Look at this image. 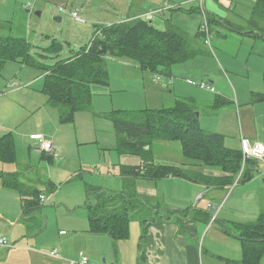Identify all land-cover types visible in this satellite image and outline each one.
<instances>
[{
  "label": "crops",
  "instance_id": "0c3cea01",
  "mask_svg": "<svg viewBox=\"0 0 264 264\" xmlns=\"http://www.w3.org/2000/svg\"><path fill=\"white\" fill-rule=\"evenodd\" d=\"M13 1L0 0V27L7 26L11 22L3 18H5V15L10 16L12 14L13 16L10 8ZM16 1L19 2V0ZM231 2L232 6L227 11L221 10V8L225 9L222 5H220L221 8L217 5L213 7L215 10L213 12H217L215 15L219 16V19L227 27L229 25L226 22L228 24L231 23L223 20L227 19L224 18V15H227L228 12H236V9H248L251 17L255 6V3H251L248 6L243 5L245 0H231ZM19 3L21 7L22 4L21 2ZM135 3L142 5L143 2ZM204 6V11L206 12V4ZM26 7L29 8L28 5ZM151 8L148 10L140 8L138 10L133 5L128 18H141L147 12H157L159 10L161 13H155V15H163L166 11L165 9L157 10ZM240 10L239 12L242 13ZM220 13H223L222 16L219 15ZM155 15L151 21L154 20ZM232 15L244 23L250 19L248 16L246 17L249 19L244 18L238 11L237 14ZM96 24L99 23H95L94 26ZM110 24L112 23L108 25ZM230 28L236 30L234 27ZM200 33L202 34L201 30ZM237 34L244 36L245 33L239 32ZM211 36L212 34L209 37L210 45L204 43V37L200 42L212 49ZM197 39L198 37H195L190 43L197 49L196 55L186 60L183 65L176 64V66L174 64L171 67L170 76L160 77L147 71H141L133 63H129L126 60H110L113 63H111L110 68L108 64L109 85L103 89H97L95 92L92 86L94 94L92 112H90L91 110L79 112L72 124L64 125L59 122L58 110L48 106L46 95L40 91L43 85L36 86L38 82L44 81L43 75L39 74L36 76L31 71L24 72L26 66L18 63L16 65L19 66H10L11 82H9L11 77H2V84L10 91L2 92L0 95L1 97L6 93V96L4 95V97L0 98V117L5 120L4 123L0 124V138L11 135L16 159L12 163L0 162V172L16 174L20 182L25 186L24 188H26L23 191L26 196L22 197V193L20 194L19 191L6 188L0 179V237L8 238L12 243L11 247L0 246V264H68V260L77 259L80 252L89 254V258L96 264H240L243 255L241 242L233 235H228L226 230L235 222L247 224L254 222L255 219L257 220L261 213L260 202L256 194L251 192L252 189L248 188V186H242L241 183L226 185L222 188L217 186L215 182L207 184L209 180H220L230 176V174L220 170L205 168L201 172L206 178L203 183H195L173 177L158 181L149 180L142 176L134 177L133 185L137 194L141 197L140 200L135 201L136 203H134V208L131 211V216L136 217V220L130 221V223L132 221L135 222L132 227L135 238H132L131 231L128 239L120 241H114L104 234H100L102 236H89L96 245L95 252L85 248L87 252L84 249H80L78 255H75V252H72V247L82 241L80 236L74 234L63 240L62 237L68 234L59 229V223L56 226L52 225L50 218H45L41 209L50 199L48 198L49 194H54L60 188L54 195L56 200L58 195L62 194V191L71 192L75 189L70 185V182H72V185H81L78 180L79 178L83 179L82 173H85L84 164L81 165L76 155L70 153L72 147L78 144L74 140H78L80 128L76 126L78 134L76 138L71 136L69 133L71 130L67 127H74L80 121L81 124H84L83 130L85 134L83 138L86 139L83 144L97 142L101 148L105 149L104 146L106 144H100L96 139V128L91 123V121L94 122L92 117L97 115L105 120L106 118L102 117V115L112 111H142L160 108L141 107L140 104L127 105V95L140 92L141 95L145 94L146 96L148 89L152 92L151 95L158 99L163 97V93L170 91V94L173 93L179 97L177 98L176 96L177 99L190 100L196 110H198L197 104L201 100L196 97V93H193L191 97L183 98L178 92L185 84L195 86V83L189 77L190 70L188 72H185V70L187 62L196 59V56H198L199 46L198 48L196 46ZM201 61L193 60V63H201ZM178 67L181 68L178 69ZM197 68L202 71H197L199 78L202 79L204 76L202 66L199 65ZM117 80L118 85H115ZM202 83L206 84L203 81L200 84ZM200 84L196 86L212 94L217 93L213 86V81L210 82V85H206L214 88L215 92H212L208 87H201ZM156 85L160 89L163 87L166 90L162 91ZM188 92L190 91L188 90ZM115 93L126 96V98H121L122 100L116 103L112 100V94ZM225 95V98L221 97L224 100L216 102V104L222 107L227 106V108L229 106L232 107L233 102L236 101L228 98L229 93H225ZM108 96L111 97V101ZM14 98L17 100L13 101ZM138 99H141V96H138ZM236 103L238 104L237 108L240 107L239 102L237 101ZM13 107L16 109L15 116L7 114V110ZM199 122L201 125L200 117ZM210 132L223 135L219 129ZM254 134L255 131L252 132L251 128L244 129L241 127L240 140L233 142L232 147L225 146L230 149L242 150L243 140L248 142L259 141L254 139ZM32 136H41L44 141L43 145L49 144L53 148L52 152H46L42 147L43 145L33 140ZM225 139L226 136H224V143L226 144ZM260 140L259 142L264 144L262 137ZM162 142L166 143L165 141ZM114 144L112 149L117 152L116 140ZM117 154L120 155L118 152ZM43 159L47 161V164L43 163L42 167L38 165L39 171L30 168L29 164L32 160L40 162ZM257 162L259 161H256V164ZM188 166L191 169L194 168L191 164ZM255 166L253 170L257 168ZM24 167L29 169L24 171ZM114 172L115 174L112 172H109V174L122 180L117 183L115 187L117 190L110 192L101 185L86 186V199L83 207L88 203V189L90 187L99 189L102 192H108V194L126 191V179L121 174L120 169L118 171L114 170ZM194 172L200 173L199 171ZM160 193L164 199L174 200L175 202L160 203L158 201ZM42 195L46 196L43 203L40 201V196ZM33 196L38 197L40 207L24 212L23 201L26 200L28 202ZM144 199L146 201L149 199L150 201L146 202ZM145 205L147 206V217H137L136 212H139ZM72 208L71 205H68L71 215L75 213ZM79 208L80 206L76 207V209ZM83 209L86 210V207ZM214 210L216 212L213 215L212 212ZM214 217L216 218L214 219ZM48 247H51V249L47 250ZM52 251L57 252L59 257L52 256L50 254ZM261 264H264V257Z\"/></svg>",
  "mask_w": 264,
  "mask_h": 264
},
{
  "label": "rangeland",
  "instance_id": "374dc122",
  "mask_svg": "<svg viewBox=\"0 0 264 264\" xmlns=\"http://www.w3.org/2000/svg\"><path fill=\"white\" fill-rule=\"evenodd\" d=\"M140 1L143 2L142 5L135 3ZM19 2L22 4L21 7L19 6ZM19 2L14 0L11 3L10 8L13 16L12 14L10 16L5 15V18H3L5 20H10L11 22L8 23L7 26L0 27V35L26 37L32 45V53H43V50L59 43L62 45V50L59 51L60 54L58 56L49 55L48 58L44 59V62L49 65H53L61 59L68 58L70 55L77 54L82 48L88 46L96 34L97 25L117 23L127 19L131 14L133 5H135L138 10L140 8L148 10L151 7V9L157 10L165 9L166 11L163 15H157L154 17L152 24L155 27L163 31L167 30V27L180 29L188 37L190 43L195 37H197V35H200L196 43L197 48L199 46L198 56L193 60L197 62L202 61L201 63H193V60H190L187 62V68L185 70V72L190 70L189 77H191L195 86L185 84L184 87H181L180 90H178V92L183 98L191 97L193 93H196V97L201 100L197 104V113H199L202 128L209 132L219 129L223 136H226L225 145H228L229 147H232L231 145H233V142L240 140L241 127L244 129L251 128L252 132L255 131V140L261 141V137L262 140H264V103L252 102L253 93L264 94V38L250 35L242 36L237 34L240 31L230 28L235 27L241 31L248 30L247 23L245 24L232 15L237 14L238 11L241 16L249 19L246 17H250L248 9H236V12H228L227 15H224V18L227 19L223 20L231 23V25H229L226 22L227 25H229V27H227L225 23L219 19V16L215 15L217 12H213V7L217 5L221 8L220 5H222L225 9L221 8V10L227 11L232 6L231 0H203V2H200V0H19ZM251 3L254 4L255 1L245 0L243 5L248 6L251 5ZM204 4H206L205 10L207 12H205V20L201 13ZM27 5H29L30 8H27ZM59 8H62L64 11L59 12ZM239 10L242 13H240ZM36 12H40L41 15L38 16ZM73 12H76L79 17L83 19L84 23L76 21L72 16ZM208 13L219 21L210 22ZM222 14L223 13H220L219 15L222 16ZM56 18H61L62 20L58 22ZM203 21L207 22L210 33L212 32V49L200 42L204 37H202L199 30ZM95 23L99 24L94 26ZM262 26L263 29L261 32L262 36H264V24ZM127 62L130 63V61ZM185 62L186 61L175 63V65H183ZM111 63L113 62H108L109 68ZM14 65H16V63L7 64L2 72V76L0 77V95L2 92L10 91V89L5 88L2 84V77H11L12 74H10L9 68ZM199 65L202 66V70L204 71L202 79L199 78L200 76L197 72H202L197 68ZM180 68L181 67H178V69ZM30 71L36 76L40 74L36 70L27 66L24 68V72ZM11 79L12 77L9 79V82H11ZM202 81L208 85L213 81V86L217 93L212 94L209 91L196 86ZM42 85V81L36 84V86ZM115 85H118V80ZM156 86L160 89L158 85ZM104 87L105 86L102 87L101 85H93V90L95 92V90L103 89ZM160 90L163 91L166 89L161 87ZM188 90L190 92H188ZM169 92L163 93V97L159 99L151 95L152 92L149 89L146 92V96L145 94L141 95L140 92L138 94L136 92V94L127 95V105L134 106L140 104L141 107L149 108L172 106L174 101L179 97L176 95V98L175 94H170ZM225 93H229L228 98H230V100L238 101L240 107L237 108L238 104L236 102H233L232 107L229 106V108H227V106L222 107L217 105L216 101L218 98H225ZM4 95L2 96L4 97ZM138 96H141V99H138ZM121 98L125 99L126 96H122L118 93L112 94V100L116 103H119L122 100ZM108 99L111 101L110 96H108ZM16 100L17 99L14 98L13 101ZM92 110L90 112H92ZM7 111V114L15 116V107ZM96 111L100 113L98 109H96ZM94 115H96V113H94ZM92 118L94 122L91 121V123L93 126L95 125L96 128V139L100 144H106L104 146L105 149L101 148L97 142L93 144H83L86 139L83 138V135L85 134L83 130L84 124H81L80 121L75 124L74 127H67L71 130V132H69L71 136L76 138L78 137L77 127L80 128L79 138L78 140H74V142H78V144L72 147L70 153L76 155V158L79 159L81 165L84 164L85 173H82L83 179L79 178L78 180V183L81 185H72V182H70V185L75 189L71 192L67 190L62 191V194L58 195L55 200L54 195L60 190L59 188L54 194H49L48 198L50 199L41 208L43 215L45 218H50L52 225L56 226L59 223V229L68 234L67 236L62 237L63 240L74 234L80 236V240L82 241L72 247V252H75V255H78L80 249L86 251L85 248H88L93 252L96 250L95 243L89 237L96 235L88 232L89 221L86 217L87 212L83 209L85 208L83 207V203L86 199L85 187L89 185H101L102 187H106L107 191H115L117 190L115 188L117 183L122 180L121 178L112 176L109 172L115 174L114 170L118 171L120 165L137 166L142 164V159L139 156H120L114 149H112L115 145L114 141L116 140V133L110 120H104L97 115ZM4 122V118L1 119L0 117V124ZM165 142L166 143L156 141L153 144L152 153L154 155V164L171 165L191 171H199L200 173L205 169V167L191 169L188 166L190 164L189 161L185 159L181 153L180 143L175 141ZM249 142L255 143L253 141ZM43 163L47 164V161L44 159L40 162L32 160L30 164H27L30 165L31 169H37V171H39L40 169L38 165L42 167ZM245 164L243 166H245ZM256 166L257 168L253 170V179L251 183L241 185L248 186V188L252 189L251 192L256 194L261 207L260 216L264 212V165L259 161ZM8 168H10V166H8ZM23 169L26 171L29 168L24 167ZM239 179L240 176L235 180H231V185L241 183ZM211 182H215V184L221 188L231 183L230 177H224L220 180H209L207 184H210ZM148 200L149 199H147V201ZM158 201L160 203L175 202L174 200L164 199L163 196H161V193ZM68 205L73 207L72 209H74L75 212L73 215L70 214ZM146 205L142 207L139 212H136L137 217H147L148 213L146 211ZM78 206H80V208L76 209ZM215 212L216 210L212 212L213 215ZM215 218L216 217H214V219ZM131 220H136V217L132 215ZM134 224L135 222L133 221L130 223L132 238H135L134 233L132 232ZM237 224L240 223L235 222L231 224V227H234ZM231 227H228L227 229L229 230ZM228 235L234 236L235 234L230 233ZM49 249H51V247L47 248V250Z\"/></svg>",
  "mask_w": 264,
  "mask_h": 264
},
{
  "label": "trees",
  "instance_id": "16d2710c",
  "mask_svg": "<svg viewBox=\"0 0 264 264\" xmlns=\"http://www.w3.org/2000/svg\"><path fill=\"white\" fill-rule=\"evenodd\" d=\"M147 14L148 12L141 18H128L110 25H97L96 34L88 46L53 65L46 64L44 59L49 55L60 54L62 45L59 43L43 50V53H32V45L26 37L0 35V77L9 63H18L36 70L44 76L40 91L46 95L48 106L58 110L61 124H72L79 112L92 110V86L109 85L110 60L130 61L141 71L162 77L170 76L171 67L175 63L196 55L197 49L190 44L185 33L175 27L160 30L145 18ZM208 17L210 22L218 21L209 13ZM78 22L84 23L83 19ZM246 23L247 31L234 29L245 33L244 35L264 38L261 32L264 24V0H255L251 17ZM98 32L102 35L97 36ZM252 96L253 103H264L263 93H253ZM221 100L223 99L218 98L216 102ZM196 113L190 100L177 99L168 107L112 111L102 115L114 126L117 152L120 155L139 156L142 164L121 165L120 172L126 179V191L122 193L108 194L96 188L88 189L89 200L85 206L89 221L88 232L107 235L114 241L129 238L131 211L135 201L141 199L133 185L134 177L142 176L153 181L168 177L195 183L206 181L202 173L194 170L154 164L152 150L156 141L179 142L182 155L194 169L205 167L228 173L231 182L229 185L238 176L241 184L253 179V167L257 160L249 159L243 166L242 150L227 148L223 135L205 131ZM12 142L11 135L0 138V162L15 161ZM0 179L6 188L19 191L22 197L26 196L23 193L26 188L16 174L0 172ZM41 197L46 196H40L43 203L45 199L42 200ZM23 206L24 212L39 208L38 197L33 196L28 202L24 200ZM226 232L234 233V237L241 242L243 255L240 264H261L264 257V212L254 222L237 224Z\"/></svg>",
  "mask_w": 264,
  "mask_h": 264
},
{
  "label": "built area",
  "instance_id": "2783aa9c",
  "mask_svg": "<svg viewBox=\"0 0 264 264\" xmlns=\"http://www.w3.org/2000/svg\"><path fill=\"white\" fill-rule=\"evenodd\" d=\"M200 2H203V0H200ZM33 7H34V4H33ZM204 8L205 7L203 6L201 9V12H202V14L204 16V20H205L206 13L204 11ZM58 11L63 12L64 10L62 8H59ZM155 13H161V12H160V10L157 12H150L145 16V18L148 19L149 21L152 20ZM72 15L77 21H81V19L78 17V14L76 12L72 13ZM200 30H201L202 34L204 35V38H205L204 43L206 45H210L209 37H210L211 33H210L209 26H208L206 21L202 22ZM101 35H102L101 32L97 33V36H101ZM200 86L203 88L208 87V85H206L204 83L200 84ZM208 88L212 92H215L214 88H211V87H208ZM32 139L41 143L42 145L44 143L43 138H41V136H32ZM42 147L48 153L52 152V150H53V148L49 144H44ZM242 155H243V165L249 159L261 161L264 165V144L261 142L250 143L247 140H243V142H242ZM41 199L44 200L45 198L41 197ZM11 245H12V243L10 242V240L8 238L3 237V236L0 237V246L6 248V247H11ZM50 254L52 256L59 257L58 253L55 251L50 252ZM68 264H96V263L92 262V260L85 253L82 252V253H80L78 259L69 260Z\"/></svg>",
  "mask_w": 264,
  "mask_h": 264
},
{
  "label": "water",
  "instance_id": "95a60500",
  "mask_svg": "<svg viewBox=\"0 0 264 264\" xmlns=\"http://www.w3.org/2000/svg\"><path fill=\"white\" fill-rule=\"evenodd\" d=\"M36 14L38 15V16H40L41 15V13L40 12H36ZM56 20L58 21V22H60L61 21V19L60 18H56ZM197 114V117L199 116V113H196Z\"/></svg>",
  "mask_w": 264,
  "mask_h": 264
},
{
  "label": "flooded vegetation",
  "instance_id": "af4514ba",
  "mask_svg": "<svg viewBox=\"0 0 264 264\" xmlns=\"http://www.w3.org/2000/svg\"><path fill=\"white\" fill-rule=\"evenodd\" d=\"M69 261V260H68Z\"/></svg>",
  "mask_w": 264,
  "mask_h": 264
}]
</instances>
